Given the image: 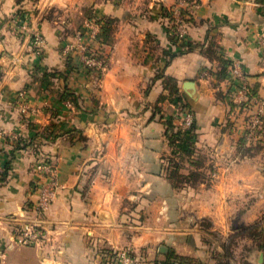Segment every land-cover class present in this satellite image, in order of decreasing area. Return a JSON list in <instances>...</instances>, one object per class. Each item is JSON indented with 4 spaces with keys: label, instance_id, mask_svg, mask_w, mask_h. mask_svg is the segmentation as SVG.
Masks as SVG:
<instances>
[{
    "label": "crops",
    "instance_id": "1",
    "mask_svg": "<svg viewBox=\"0 0 264 264\" xmlns=\"http://www.w3.org/2000/svg\"><path fill=\"white\" fill-rule=\"evenodd\" d=\"M175 2L0 0V164L10 162L0 264H118V249L147 260L172 252L184 264H264V141L249 136L219 75L223 62L239 61L264 96V0H200L187 26L195 47L169 58ZM82 48L103 66L79 67ZM68 55L77 69L66 70ZM65 87L77 105L61 98ZM174 88L195 126L175 160L180 174H199L177 185L167 177L176 153L167 125L183 117ZM39 153L59 184L43 210ZM34 224L43 235L20 244L21 228Z\"/></svg>",
    "mask_w": 264,
    "mask_h": 264
},
{
    "label": "built area",
    "instance_id": "2",
    "mask_svg": "<svg viewBox=\"0 0 264 264\" xmlns=\"http://www.w3.org/2000/svg\"><path fill=\"white\" fill-rule=\"evenodd\" d=\"M163 2L165 0H159ZM200 0H176L173 7L170 8V18L168 21L169 33L172 36H177L179 39L187 38L188 19L191 18L196 9L199 8ZM86 26L90 34L95 35L96 29L93 23L87 22ZM35 43L40 47L43 38L38 31L32 33ZM259 45L264 50V38L259 40ZM82 54L79 57V66L101 68L103 60L99 52L88 51L82 48ZM230 80L233 86L231 100L239 111L245 114V124L249 136L258 137L264 141V96L258 97L250 89L248 77L239 61H232L229 67ZM70 105V102H66ZM180 109V108H179ZM181 111V109H180ZM183 117L180 123L182 130L189 129L193 123V114L191 112L182 113ZM34 171L43 176L46 181L39 185V194L36 202L37 210H43L53 201L56 191L59 187L55 176L54 165L41 157H36L33 164ZM2 166L0 164V171ZM43 231L38 228L37 224L32 226L22 227L17 235V241L20 244L31 245L39 240L43 235ZM118 264H149L147 259L141 256L133 257L127 249H118L114 253ZM156 264H160L157 262Z\"/></svg>",
    "mask_w": 264,
    "mask_h": 264
},
{
    "label": "trees",
    "instance_id": "3",
    "mask_svg": "<svg viewBox=\"0 0 264 264\" xmlns=\"http://www.w3.org/2000/svg\"><path fill=\"white\" fill-rule=\"evenodd\" d=\"M166 16L168 17V19L170 18V12L169 11L166 12ZM87 17L90 19L91 13ZM188 21H189V19H188ZM103 35L106 36L105 31H103ZM169 40L176 47V50L173 52L167 50L166 54L168 55L169 58H172L176 54H179V53L181 54V53H184L186 51H190L195 47L194 44H192L187 38L186 39H179V38H177V36L169 35ZM64 63H65V66L67 67V69H66L67 71H69L70 69L72 70L73 67L76 68L75 65H73L72 57L69 55L64 58ZM230 64H231L230 62H228V63L223 62L222 68L219 71L220 76H223V77L225 76L229 80H230V74L228 72V74L226 75L225 70L228 66V71H229ZM79 67H81V66H79ZM81 68L85 69L88 72H90L91 70H96L95 67H81ZM58 72H59L58 70H54V72L49 73V74L53 75V74H56ZM229 89L231 90V93H232L233 92V86L231 83H230ZM169 92L173 95H176L175 98L176 97L177 98L175 101H176L177 105L180 107L182 113H184V112H191L192 113V110L189 107V105L187 103L182 102V98L180 97L181 95L178 93V91L175 88ZM61 98L67 99L69 102H72L73 104L77 105L78 97L68 87L64 88V90L61 94ZM167 129L169 131V135H168L169 144L172 148H174V150H176V153L174 152L170 157L167 158V167H168V171H167L168 176L167 177L176 185L179 182L182 183L184 181H188L190 178H194V179L198 178V176H199L198 172H190L187 176L180 174L179 163L175 160V158H178V156L183 151H189L190 150V145L192 144V142L194 141V138H195L194 120H193V123L189 129L182 130L180 126L177 128H174V126H172L171 124L167 125ZM48 135L51 138H55L56 136L59 135V133H56L54 135L49 130ZM25 145L26 144H24L21 147H25ZM185 145L188 146L187 149H184V148H186ZM48 161L51 162L50 159H48ZM9 169H10V162H5L2 164V170L0 171V184L6 180ZM243 229H245V228H243ZM188 260L189 259L187 257L180 256V255L174 254L172 252H168V253H166V255L163 259L148 260V263L149 264H156L157 262H160V264H184V263H188Z\"/></svg>",
    "mask_w": 264,
    "mask_h": 264
},
{
    "label": "rangeland",
    "instance_id": "4",
    "mask_svg": "<svg viewBox=\"0 0 264 264\" xmlns=\"http://www.w3.org/2000/svg\"><path fill=\"white\" fill-rule=\"evenodd\" d=\"M36 157H41V158H44L45 160H48V159H49L48 156H46V155H44V154H40V153H39L38 155H36L35 158H36ZM34 162H35V161H34ZM51 163L53 164L52 161H51ZM53 165H54V164H53Z\"/></svg>",
    "mask_w": 264,
    "mask_h": 264
}]
</instances>
